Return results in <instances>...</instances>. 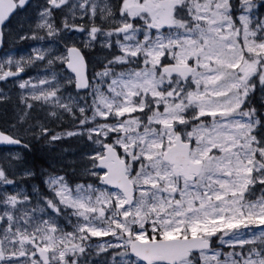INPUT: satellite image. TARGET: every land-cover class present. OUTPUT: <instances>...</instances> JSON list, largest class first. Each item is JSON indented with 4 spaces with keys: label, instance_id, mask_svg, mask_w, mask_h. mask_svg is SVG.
<instances>
[{
    "label": "snow or ice",
    "instance_id": "snow-or-ice-1",
    "mask_svg": "<svg viewBox=\"0 0 264 264\" xmlns=\"http://www.w3.org/2000/svg\"><path fill=\"white\" fill-rule=\"evenodd\" d=\"M0 264H264V0H0Z\"/></svg>",
    "mask_w": 264,
    "mask_h": 264
}]
</instances>
